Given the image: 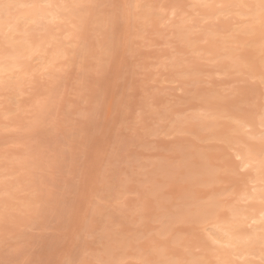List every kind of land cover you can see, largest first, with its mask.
<instances>
[{
	"label": "clouds",
	"instance_id": "obj_1",
	"mask_svg": "<svg viewBox=\"0 0 264 264\" xmlns=\"http://www.w3.org/2000/svg\"><path fill=\"white\" fill-rule=\"evenodd\" d=\"M260 4L227 7L258 20L264 34ZM209 7L201 0H0V88L9 71L6 25L34 24L39 38L55 16L70 35L47 63L46 95L34 104L27 130L45 158L73 157L50 219L34 218L0 191V264H203L175 239L170 209L192 182L172 160L180 155L194 164L202 155L181 138L192 124L206 131L200 116L215 111L193 91L198 54L190 51L196 30L189 25L196 17L184 12L198 16ZM234 103L229 118L240 126L257 103L264 116V90L258 101ZM186 108L203 113L181 118ZM258 139L261 161L262 119ZM220 142L232 151L229 141ZM145 152L157 159L145 160Z\"/></svg>",
	"mask_w": 264,
	"mask_h": 264
},
{
	"label": "rangeland",
	"instance_id": "obj_2",
	"mask_svg": "<svg viewBox=\"0 0 264 264\" xmlns=\"http://www.w3.org/2000/svg\"><path fill=\"white\" fill-rule=\"evenodd\" d=\"M206 1L201 0L202 3ZM157 2L166 3L167 0H157ZM247 2L248 0H209L207 3L212 7L199 9L198 16L187 8L184 10L189 17H196L195 22L189 25L190 29L196 30L195 35L190 37L193 45L190 51L198 54L193 91L208 97L214 103L215 111L208 116H200L207 128L206 131H202L198 124H192L189 127V135L181 138L185 141L186 147L196 146L202 155L197 157L194 164L180 155L172 160V163L183 165L184 173L192 177V182L188 186L187 194L171 207L170 218L175 239L183 247L190 249L194 254L193 258L203 261V264H239V262L242 264L248 257L251 262L254 261L252 264H264L262 254L246 255L245 259L238 258L235 252L237 250H234L235 246L221 240L220 243L217 236L222 235L220 224L225 225V222L238 221L237 224L250 229L249 224L243 223L249 214L245 212L247 206L250 203L252 206L258 204L259 200L261 203L264 202L263 199L253 200V193L251 198L250 194H247L249 190V193L256 192L257 188L253 191L252 185L253 183L254 186L258 185L261 181H252L254 172L252 165L243 167L242 158L235 155L240 148L246 147L243 144L246 143L254 146L255 151L257 149V153L253 151L256 154L253 156L260 158L258 133L253 136L249 131L252 129L251 126L241 127L229 118L236 106L234 101L249 98L258 101L261 92L259 76L261 61L264 59L262 55L264 34L260 31V24L258 20L246 19L244 10L227 7ZM24 24V21L17 23L18 32L13 26L11 28L5 26L7 29H4L10 33L13 32L12 29L15 30V34L12 35L19 34L18 37H24L23 31L28 34L31 32V36L26 35L31 40L30 43L28 42L32 46L30 49L34 48L29 54L15 59L13 56L8 57L10 59L7 58L6 61L11 60L12 63H7L11 67V64H15L10 68L11 70L8 68L9 71L4 77L7 81L6 87L0 88V191H7L12 202L20 204L26 211L33 213L34 218L47 220L60 209L61 189L68 178V169L73 157L69 156L66 162L63 158L42 156L32 143L34 137L27 130V125L32 119L34 104L46 95L44 90L48 87L47 63L61 42L65 44L69 42L70 35L55 16L48 17L45 22L47 26L45 25L39 38L34 34L36 30L34 24L29 23L27 27ZM246 25H249L248 29H245ZM9 47L10 43L7 42L3 50L9 51ZM154 58V50L147 49L145 59L148 63L150 64ZM57 66H60V62H57ZM250 77L256 78L255 83ZM193 112L202 114L203 109L186 108L179 115L183 118ZM257 112H261L258 103L247 117L250 119L251 115L259 117ZM221 140L231 143V152L225 151ZM225 155L228 157L227 160H224ZM143 158L157 159L152 152H145ZM262 190L264 191V188ZM131 199L132 197L129 196V200ZM252 206L248 209L252 210ZM205 211L207 213H204ZM213 212L216 214H212ZM245 213L246 215H243ZM238 217L241 220H238ZM148 228L151 229L152 226L148 225ZM261 241L264 244V239ZM258 245L257 243L255 246ZM223 250L228 252L231 250V252L223 254ZM255 251L257 252L258 249Z\"/></svg>",
	"mask_w": 264,
	"mask_h": 264
},
{
	"label": "bare ground",
	"instance_id": "obj_3",
	"mask_svg": "<svg viewBox=\"0 0 264 264\" xmlns=\"http://www.w3.org/2000/svg\"><path fill=\"white\" fill-rule=\"evenodd\" d=\"M224 1V0H223ZM226 1V0H225ZM21 2H25V0H21ZM209 3V0H207L206 1V3ZM204 3V2H203ZM207 3V4H208ZM259 22V21H258ZM254 24V23H253ZM25 25V24H24ZM46 25V24H45ZM7 26V25H6ZM12 26L13 27H15V29L17 30V32H18V28L16 27V26H18L17 25V23L16 22H13L12 23ZM47 26V25H46ZM247 26V25H246ZM246 26H244V27H246ZM249 26V25H248ZM248 26L245 28V29H248ZM31 27V26H30ZM30 27H28V28H30ZM207 27H208V25H207ZM22 28V27H21ZM32 28V27H31ZM250 28V27H249ZM255 28V27H254ZM5 29H7V28H5ZM251 29V28H250ZM11 31V30H10ZM12 31L13 32H8L9 34V36H8V43H10V49H9V51H8V49L7 50H3V56L4 57H6V58H8V57H12L13 56V59H15V58H19V57H21V56H23V55H25V54H29V52L31 53V51L33 50V48H32V50L30 49L32 46H30V42H31V40H29V38L27 37V35L26 34H28V33H26V31H23L24 33H25V35H24V37H18V35H15V36H13L12 34H15L14 32H15V30H13L12 29ZM30 31V30H29ZM249 31V30H248ZM261 31V30H260ZM27 32H28V29H27ZM30 34V36L32 35L31 34V32L29 33ZM28 34V35H29ZM198 34V33H197ZM12 35V36H11ZM230 38V37H229ZM35 40V39H34ZM29 42V43H28ZM36 48V47H35ZM30 50V51H29ZM36 50V49H35ZM27 56V55H26ZM8 59H10V58H8ZM12 59V60H13ZM10 62H11V60L10 61H8L7 63H9L10 64ZM16 62V61H15ZM12 63V62H11ZM18 63V62H17ZM9 64H7V67H8V65ZM13 64H15V63H13ZM13 64H11L12 65V67H13ZM10 66V65H9ZM11 66L10 67H8L9 69L10 68H12ZM11 70V69H10ZM12 72V71H11ZM10 74V73H9ZM259 112V111H258ZM257 112V113H258ZM259 114V117H256V116H250V117H252L251 119L249 118V117H247V121L243 124V126H251L252 127V131H251V133H253V136H254V134H256V133H258L259 132V129H260V127L258 126V125H260V122H261V117H262V113L260 112V113H258ZM257 115V114H256ZM258 116V115H257ZM255 117V118H254ZM235 126H236V124H235ZM243 126H241V127H243ZM241 127H239L240 129H241ZM238 128V127H237ZM234 130V129H233ZM244 130V129H243ZM246 131V130H245ZM245 133V132H244ZM251 133H249V134H251ZM248 134V135H249ZM252 135V134H251ZM247 136V135H246ZM255 136H257V135H255ZM252 137V136H251ZM244 141V140H243ZM248 142V141H247ZM243 144H245V146L246 147H243V148H240L238 151H236L237 153L235 154V155H239L241 158H242V161H241V165L244 167V165L245 164H248V165H252V169H254V172L252 173V175H253V178L251 177V180L252 181H261V183L262 182H264V168H262L261 167V164H260V156H258V157H260V158H257V156L256 157H254L253 156V151H255V148H254V146H252V145H250V144H248V145H246V143H243ZM240 147V146H239ZM260 150V149H259ZM256 151H257V149H256ZM255 151V152H256ZM257 153V152H256ZM254 155H256V154H254ZM258 159V160H257ZM255 161H257V163H255ZM251 174V173H250ZM250 178V177H249ZM249 182V181H248ZM259 183L258 185H255L254 186V184L255 183H253V191H254V188H257L256 189V192L254 191V192H251V193H249L250 192V190H249V192H247V194H250V198H251V194L252 195H254V197H253V200L255 199V198H257L256 200H259V199H263V201H264V191L262 190V188H264V183ZM251 187H249V189L251 188ZM251 191H252V189H251ZM248 197H249V195H248ZM248 197H246V199L248 198ZM260 201V203H258V204H255V205H251V203H250V205H248L247 206V210H249L248 208H250V206H252L253 208H252V210H249V211H245L246 213L247 212H249V214H248V216L246 217L247 219L244 221L243 219H242V217H241V219L244 221L243 223H245L246 222V224H249V226H250V229H247L245 226H243V225H239V224H237L238 223V221H234V222H236V223H233V222H231V223H228V222H225V225H222V224H220L221 226H220V229H221V234L222 235H219L218 233L220 232L219 230V232L217 233L218 235L217 236H219L218 237V241H223V242H227L228 244H233L235 247L234 248H236V249H234V250H237V251H235V252H237V256H238V258H240V257H244V259L246 258V255H253L254 254V256L255 255H261L262 254V256L264 255V253H262V251L264 252V249L262 250V247H263V245L264 244H262L263 242L261 241V240H263L264 239V202L263 203H261V200H259ZM253 202V201H252ZM254 202H256V201H254ZM253 202V203H254ZM207 207V206H206ZM205 207V208H206ZM235 207H237V206H235ZM204 208V209H205ZM234 208V207H233ZM233 208H232V210H233ZM240 208V207H239ZM202 209V208H201ZM214 209V208H213ZM212 209V210H213ZM235 209V211H237L236 210V208H234ZM232 210H231V212H232ZM239 210V209H238ZM242 210H245V209H242ZM202 211V215H203V209L201 210ZM235 211L233 210V213H235ZM208 212H210L209 211V209H208ZM200 213V212H199ZM204 213H207L206 211L204 212ZM211 213V212H210ZM241 213H243V212H241ZM246 213L245 214H243V215H246ZM198 214V213H197ZM212 214H216L215 212H213ZM240 214V213H239ZM239 214H237L238 216H239ZM201 216V215H200ZM199 216V217H200ZM215 216V215H214ZM234 218V217H233ZM235 218H236V216H235ZM216 219V218H215ZM217 219H219V218H217ZM238 220H241V219H239V217L237 218ZM234 219H232V221H233ZM220 221H222V220H220ZM219 221V222H220ZM226 221H228L227 219H226ZM218 222V221H217ZM218 222V223H219ZM224 222V221H223ZM222 222V223H223ZM253 222V223H252ZM217 223V224H218ZM242 223V222H241ZM240 223V224H241ZM215 227V226H214ZM217 228H219L218 226H217ZM216 236V237H217ZM220 236H221V238H220ZM210 238V237H209ZM214 238V237H213ZM215 239V238H214ZM221 241H220V243H221ZM261 241V242H260ZM257 243L259 244L258 245V247L257 246H255V245H257ZM225 246H227V245H225ZM259 246L261 247V249H259ZM257 247V248H256ZM231 249V248H230ZM255 249L257 250L258 249V251L256 252L255 251ZM222 251V250H221ZM224 252H228V251H224L223 250V254H224ZM229 252H231V250L229 251ZM228 252V253H229ZM234 252V253H235ZM233 253V252H232ZM223 254H221L223 257H226V256H224ZM227 254V253H226ZM236 254V253H235ZM230 255V254H229ZM236 256V255H235ZM221 257V256H220ZM258 257V256H257ZM259 257H261V256H259ZM196 258H198V257H196ZM232 258V257H231ZM218 259H219V257H218ZM229 259V258H228ZM227 259V260H228ZM241 259V258H240ZM253 259V258H252ZM243 260V259H242ZM251 259H250V257H248V259L246 258V260H244L243 261V263H242V261H241V263L242 264H252L254 261H250ZM203 262V261H202ZM220 264H222V263H220ZM239 264H240V262H239Z\"/></svg>",
	"mask_w": 264,
	"mask_h": 264
},
{
	"label": "snow or ice",
	"instance_id": "obj_4",
	"mask_svg": "<svg viewBox=\"0 0 264 264\" xmlns=\"http://www.w3.org/2000/svg\"><path fill=\"white\" fill-rule=\"evenodd\" d=\"M261 10L264 11V0H261V4H260ZM262 55H264V52H262ZM256 78L252 77V82L255 83ZM259 84H260V88L261 90H264V59H262L261 61V69H260V76H259ZM233 94H235V92H233ZM262 121H264V116H262ZM234 123H239L238 121H234ZM237 159H239V157H237ZM261 167L264 168V160L260 161ZM244 167H248V164H245Z\"/></svg>",
	"mask_w": 264,
	"mask_h": 264
}]
</instances>
